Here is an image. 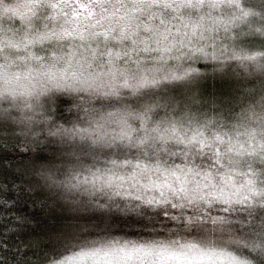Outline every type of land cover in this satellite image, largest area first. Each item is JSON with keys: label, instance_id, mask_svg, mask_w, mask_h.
<instances>
[{"label": "snow or ice", "instance_id": "6c2138e0", "mask_svg": "<svg viewBox=\"0 0 264 264\" xmlns=\"http://www.w3.org/2000/svg\"><path fill=\"white\" fill-rule=\"evenodd\" d=\"M0 264H264V0H0Z\"/></svg>", "mask_w": 264, "mask_h": 264}]
</instances>
